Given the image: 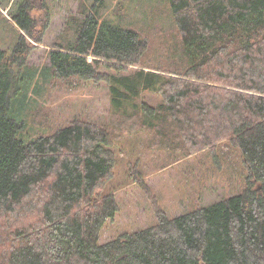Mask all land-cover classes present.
<instances>
[{
	"label": "trees",
	"instance_id": "trees-1",
	"mask_svg": "<svg viewBox=\"0 0 264 264\" xmlns=\"http://www.w3.org/2000/svg\"><path fill=\"white\" fill-rule=\"evenodd\" d=\"M98 1L78 8L69 44L51 43L44 72L105 82L120 118L70 122L28 144L10 111L48 27L46 15L40 29L32 15L49 14L46 0H21L11 18L18 40L11 53L0 50V264H264V0H167L180 39L164 67L144 64L146 38ZM137 128L159 142L179 131L184 156L216 141L237 148L244 190L174 218L157 206L155 225L99 244L119 211L112 192L100 195L115 142Z\"/></svg>",
	"mask_w": 264,
	"mask_h": 264
},
{
	"label": "rangeland",
	"instance_id": "rangeland-1",
	"mask_svg": "<svg viewBox=\"0 0 264 264\" xmlns=\"http://www.w3.org/2000/svg\"><path fill=\"white\" fill-rule=\"evenodd\" d=\"M93 1L46 0L49 14L45 11L32 14L39 29L44 26L41 22L46 15L48 27L42 43L31 50L26 63L28 68L23 70L29 75L24 77L11 103L10 117L21 125L17 138L23 143L34 142L70 122L112 126L120 118L111 113L105 82L50 81L44 72L49 65L51 43L69 44L81 17V4L89 6ZM20 2L0 0V50L8 53L19 37L11 18ZM98 4L99 8L103 7L104 15L115 18L113 14L119 13L121 26L133 27L146 38L144 64L164 67L162 63L168 49L178 46L180 39L167 0H99ZM136 68L144 67L128 70ZM168 68L174 69L173 66ZM141 99L152 106L162 102L156 94H143ZM165 134L174 141L159 142L151 132L139 128L117 138L113 149L115 167L100 195L112 192L119 211L105 223L99 244L155 225L157 206L174 218L234 197L244 190L247 169L237 148L216 141L213 147L184 156L186 144L176 141L179 131Z\"/></svg>",
	"mask_w": 264,
	"mask_h": 264
}]
</instances>
